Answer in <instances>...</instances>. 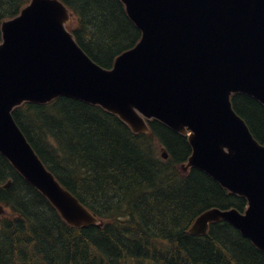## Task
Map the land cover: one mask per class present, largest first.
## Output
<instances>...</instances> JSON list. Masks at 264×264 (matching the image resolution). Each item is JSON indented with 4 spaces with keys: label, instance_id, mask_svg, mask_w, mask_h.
Masks as SVG:
<instances>
[{
    "label": "water",
    "instance_id": "obj_1",
    "mask_svg": "<svg viewBox=\"0 0 264 264\" xmlns=\"http://www.w3.org/2000/svg\"><path fill=\"white\" fill-rule=\"evenodd\" d=\"M120 1L141 36L110 68L77 44L61 0H29L1 23L0 154L67 225L101 227L46 167L12 110L63 95L99 105L133 133H148L147 120L156 119L187 136L183 173L198 168L247 202L243 211L207 208L187 232L205 235L226 221L264 251V144L231 103L245 93L264 106V0Z\"/></svg>",
    "mask_w": 264,
    "mask_h": 264
},
{
    "label": "trees",
    "instance_id": "obj_2",
    "mask_svg": "<svg viewBox=\"0 0 264 264\" xmlns=\"http://www.w3.org/2000/svg\"><path fill=\"white\" fill-rule=\"evenodd\" d=\"M62 1L77 43L102 67L140 38L120 0ZM27 2L0 0V23ZM231 100L264 142V106L244 93ZM12 114L48 169L104 224L67 225L0 154V202L12 213L0 216V264H264V251L225 221L205 235L187 232L202 210H242L246 200L200 169H178L191 152L184 135L156 119L149 133L134 134L116 115L67 96Z\"/></svg>",
    "mask_w": 264,
    "mask_h": 264
},
{
    "label": "bare ground",
    "instance_id": "obj_3",
    "mask_svg": "<svg viewBox=\"0 0 264 264\" xmlns=\"http://www.w3.org/2000/svg\"><path fill=\"white\" fill-rule=\"evenodd\" d=\"M134 205V204H133Z\"/></svg>",
    "mask_w": 264,
    "mask_h": 264
}]
</instances>
